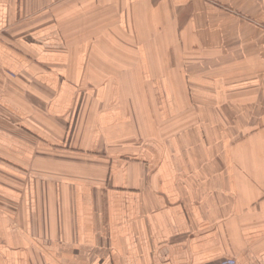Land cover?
Wrapping results in <instances>:
<instances>
[{
	"label": "crops",
	"instance_id": "crops-1",
	"mask_svg": "<svg viewBox=\"0 0 264 264\" xmlns=\"http://www.w3.org/2000/svg\"><path fill=\"white\" fill-rule=\"evenodd\" d=\"M0 264H264V0H0Z\"/></svg>",
	"mask_w": 264,
	"mask_h": 264
}]
</instances>
